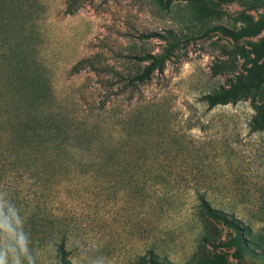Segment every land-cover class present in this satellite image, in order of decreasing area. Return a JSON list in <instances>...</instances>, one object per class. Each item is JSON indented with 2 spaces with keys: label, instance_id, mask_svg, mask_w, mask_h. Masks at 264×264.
<instances>
[{
  "label": "rangeland",
  "instance_id": "obj_1",
  "mask_svg": "<svg viewBox=\"0 0 264 264\" xmlns=\"http://www.w3.org/2000/svg\"><path fill=\"white\" fill-rule=\"evenodd\" d=\"M70 1L0 0L3 264H60L63 238L72 264H148L151 250L170 264H264V130L252 127L264 100L212 110L203 100L244 73L241 59L213 76L234 44L204 30L256 21L264 0H80L73 13ZM167 31L180 43L164 70L129 85L149 63L135 58L168 46L141 36ZM240 45L264 48V32ZM68 126L84 150L65 151ZM109 151L115 174L85 166ZM125 162L164 175L154 200L142 184L117 186ZM196 192L252 228L258 256L215 247L234 234L201 222Z\"/></svg>",
  "mask_w": 264,
  "mask_h": 264
},
{
  "label": "trees",
  "instance_id": "obj_2",
  "mask_svg": "<svg viewBox=\"0 0 264 264\" xmlns=\"http://www.w3.org/2000/svg\"><path fill=\"white\" fill-rule=\"evenodd\" d=\"M79 1L80 0L70 1L73 5L72 9L70 10L71 13L77 10L76 7L78 6ZM167 1L168 3L172 2V0ZM263 32L264 15L256 21L246 23L239 29H231L225 26L218 25L209 27L204 30L205 35H208L210 33H218L234 44V47L231 50H227L225 52L227 58L220 60L218 64L213 66V76L232 72L237 73V65L239 61L242 59L244 62V73L237 75L234 80H230L228 86L221 88L219 92L210 93L203 97V100L207 103L210 110L218 106L236 104L242 99H252L259 101L264 100V48H258L255 45H251L252 49L248 50L247 48L240 45V42L257 38ZM141 38H159L164 41H168V46L160 55L147 54L142 57L135 58L140 62L149 63L141 74L136 75L128 80L129 85L134 87H139L140 85L149 81L153 73H155L156 71H163L165 68V64L172 58L173 52L177 48V45L180 43L178 36L172 31H167L166 34L149 33L142 35ZM83 63L84 62H80L75 65L72 69V72L79 73L83 69ZM248 65H250V67H248ZM252 127L255 131L264 130V114L253 120ZM63 131L68 136V139L70 141L72 136L74 138V144H71L70 141L67 142V146H65L66 152L72 153L71 149L74 151H82L85 149L82 146L84 144L81 143V138L83 136L81 128L68 126ZM63 131L61 132L63 133ZM86 143L87 144L85 145L87 147L91 146L93 143L92 138L88 137ZM114 159L115 154L112 153V151H109L106 159L100 157L98 158L96 163L90 162L89 164V162H86L85 166L89 167L90 165L93 169L95 167V169L104 170L105 172L112 174V172H114V169H116V167L112 163ZM132 169L133 167L131 163H124L122 172L119 175L120 180H116L117 186L120 185L122 188H119L126 191L133 188L132 193L135 194L138 192L137 187L139 185L137 184H142L141 192L144 194V197H147V199H150L149 197H151V199L154 200V198H152V195L157 196L159 193L156 184H160L162 186L165 184V182H161V180L164 179V175L159 172H153L149 174V172H151L152 170H145L143 174L133 173L131 172ZM134 169H142V166L134 167ZM139 175L142 176L137 178V176ZM151 191H153L154 194H152ZM132 196L134 195H131V197ZM196 196L197 200L199 201L198 216L200 217L201 222L207 223L210 220L219 222L227 229L231 230V232L234 234V236L229 240L215 245L216 248L234 249L233 255L238 260L244 259L245 255L258 256L254 248H252L251 243H249L247 240V234L252 232V228L244 225L240 219L234 216H228L223 211L213 208L205 194L196 192ZM159 201L162 202L163 200ZM208 238L207 236H205L204 238H202V241L208 242ZM151 251L152 252H149L151 255L150 258H142L143 260L147 261L148 264H170L164 261H160L159 258L156 257V255L153 253V250ZM57 252L60 264H72L70 260V252L66 248L65 238H63L61 243L59 244ZM259 257L261 258V260H264V254H260Z\"/></svg>",
  "mask_w": 264,
  "mask_h": 264
},
{
  "label": "clouds",
  "instance_id": "obj_3",
  "mask_svg": "<svg viewBox=\"0 0 264 264\" xmlns=\"http://www.w3.org/2000/svg\"><path fill=\"white\" fill-rule=\"evenodd\" d=\"M0 264H3V260L2 259H0Z\"/></svg>",
  "mask_w": 264,
  "mask_h": 264
}]
</instances>
